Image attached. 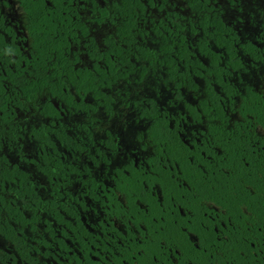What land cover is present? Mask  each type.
<instances>
[{
	"label": "flooded vegetation",
	"instance_id": "obj_1",
	"mask_svg": "<svg viewBox=\"0 0 264 264\" xmlns=\"http://www.w3.org/2000/svg\"><path fill=\"white\" fill-rule=\"evenodd\" d=\"M178 1L0 0V264H238V221L192 205L178 174L121 189L154 150L152 115L185 141L197 133L173 128L178 89L148 63L164 24L207 66L213 43L191 24L216 15L253 66L241 41L256 37L264 0ZM196 87L184 101L204 95Z\"/></svg>",
	"mask_w": 264,
	"mask_h": 264
},
{
	"label": "trees",
	"instance_id": "obj_2",
	"mask_svg": "<svg viewBox=\"0 0 264 264\" xmlns=\"http://www.w3.org/2000/svg\"><path fill=\"white\" fill-rule=\"evenodd\" d=\"M188 7L200 10L194 4ZM255 26L256 37H244L241 46L257 68L258 64L264 67V20ZM197 28L213 43L207 51V66L195 65L185 38L175 41L172 29L165 24L158 55L147 54L149 65L158 61L168 83L178 89V106L184 109H178L173 128L182 134L183 126L197 127L195 139L185 141L170 129L166 114L152 115L147 136L154 150L146 156L143 169L131 168L133 179L121 189L140 190L144 180L150 187L154 184V175L178 174L182 177L179 191L189 193L192 205L213 203L231 218L232 227L238 221V264H264V135L258 132H264V91L238 87L232 80L246 71V63L234 51L240 41L232 27L216 15H205L191 24V31ZM195 82L204 87V95L201 93L197 102L184 101L181 92L197 91ZM234 247L232 239L226 250ZM232 257L235 259L233 253Z\"/></svg>",
	"mask_w": 264,
	"mask_h": 264
},
{
	"label": "rangeland",
	"instance_id": "obj_3",
	"mask_svg": "<svg viewBox=\"0 0 264 264\" xmlns=\"http://www.w3.org/2000/svg\"><path fill=\"white\" fill-rule=\"evenodd\" d=\"M180 4L182 2L179 0L178 1ZM243 8L244 10H247L249 8V1L248 0H243ZM245 35H255V33L252 31V27H250L248 30H245L244 32ZM244 59L246 63H249V60L247 56H244ZM258 68H253V66L246 64V71L244 74L241 76V81H239L238 77H234L232 80L235 81V83L238 85V87H252L256 91L263 92L264 91V67L261 64L257 65ZM163 89V94H165L164 91H167L165 87H162ZM167 99L166 96L163 97V101ZM187 99L189 102H193L192 98L190 95H187ZM184 109L183 106H178L177 104V109ZM172 109L173 112H176L175 108H170ZM236 119V118H234ZM127 129H131L130 127ZM196 130L197 127H191L190 130ZM260 135H264V132L259 130L258 131ZM128 134L131 136L133 134V129H131Z\"/></svg>",
	"mask_w": 264,
	"mask_h": 264
},
{
	"label": "snow or ice",
	"instance_id": "obj_4",
	"mask_svg": "<svg viewBox=\"0 0 264 264\" xmlns=\"http://www.w3.org/2000/svg\"><path fill=\"white\" fill-rule=\"evenodd\" d=\"M98 2H102V0H98ZM83 3H84V0H79V4H78V6H82ZM241 210L244 211L245 214H246V210H244V209H241Z\"/></svg>",
	"mask_w": 264,
	"mask_h": 264
}]
</instances>
